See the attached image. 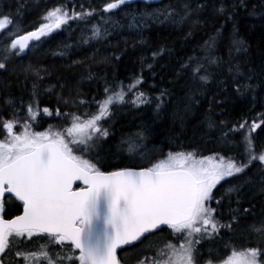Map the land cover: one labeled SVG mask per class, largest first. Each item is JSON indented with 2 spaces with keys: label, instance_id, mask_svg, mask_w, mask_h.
I'll list each match as a JSON object with an SVG mask.
<instances>
[{
  "label": "trees",
  "instance_id": "trees-1",
  "mask_svg": "<svg viewBox=\"0 0 264 264\" xmlns=\"http://www.w3.org/2000/svg\"><path fill=\"white\" fill-rule=\"evenodd\" d=\"M108 2L112 0H0V20L4 21L0 34V62L6 64V70L0 69V121L25 122L31 103L38 113L31 124L35 131H62L70 126V118L66 120L65 113H74L81 118L86 112L96 113L93 99H103L106 86L119 91L121 82L129 85L137 77H142L138 90L144 92L152 103L138 102L139 106L116 103L110 106V117L101 121L110 130V135L104 138L98 149L99 162L93 159L101 171L151 166L169 152L193 153L200 158L213 157L216 153L237 155L242 149L226 144L222 133L244 120L251 124L258 113L264 112V0H243V3L241 0H200L205 7L199 16L200 23L195 26V13L187 20L180 19L183 15L181 6L188 0H162L152 4L133 2L104 12ZM221 3L229 10L232 19H225L218 13ZM234 4L237 7L232 12ZM60 6L70 13L92 12V15L86 20L70 19L38 40L30 39L28 47L16 55L19 47L11 50L12 39L48 23L45 19L47 12ZM169 6L180 12L174 17L176 22L160 15L159 19L150 18L138 27L130 26L134 15L139 19L142 13L163 12L170 10ZM93 26L100 28L98 39H90ZM210 38L216 40L213 54L220 57L222 63L219 67L206 65L207 83L193 82L182 71L181 65L191 56H204L205 41ZM234 39L243 41L246 51L233 49L230 55ZM154 52L161 54L154 58ZM229 62L239 65L243 75H236L235 71L229 74ZM149 64L151 69L147 67ZM237 84H250L252 89L241 95L236 91ZM165 90L161 97L164 103L157 112L155 105L159 101L155 98ZM137 94L134 91L125 99H134ZM44 108H48L51 115L43 113ZM144 128L148 131L142 141V151L146 153L143 159L118 151L122 137ZM6 134V130H0V139ZM229 135L240 144L239 133ZM252 136L257 149L264 148V124ZM246 171L253 180H259L256 165ZM232 182L236 183L235 180ZM257 188L258 185L256 188L246 185L241 189L246 195L241 197L239 206L235 194H232L230 206L227 199L220 206L215 200L211 202V207L218 208L217 218L224 224L231 222L230 207L249 208L252 215L240 217L238 223L233 222L231 230L223 228L219 235L213 234L202 240L196 246L201 253L200 264L210 258L209 249L212 250L213 263L230 252L246 253L250 248L260 249L264 259V236L248 227L264 220V193ZM221 191L220 185L213 190L217 199ZM20 211L21 208L10 205L3 215L12 217ZM40 243L43 241H35L31 246L35 248ZM141 248L143 246L138 244L124 247L117 255L123 264H136L137 249ZM19 259L10 258L11 264H17Z\"/></svg>",
  "mask_w": 264,
  "mask_h": 264
},
{
  "label": "snow or ice",
  "instance_id": "snow-or-ice-1",
  "mask_svg": "<svg viewBox=\"0 0 264 264\" xmlns=\"http://www.w3.org/2000/svg\"><path fill=\"white\" fill-rule=\"evenodd\" d=\"M129 2L112 0L105 4L103 11L109 12ZM204 7L200 0H188L181 6V21L195 13L193 25H198ZM236 7L235 4L232 6V12ZM169 8L163 12L142 13L139 19L134 15L130 26L138 27L150 18L159 19L160 15L176 22L174 17L180 12L175 7ZM217 11L225 19H232L223 3ZM91 15L92 12L70 13L62 6L55 7L47 12L45 19L48 23L12 39L10 48L15 51L19 47V52H16L19 55L28 47L30 39L38 40L54 28L67 24L70 19L86 20ZM3 26L4 21L0 20V27ZM100 36V28L93 26L90 39ZM215 48L216 40L210 38L205 41L204 56H191L181 65L182 71L193 82L207 83L206 65H221V58L213 54ZM233 49L246 51L244 42L235 39L229 49L230 55ZM161 53L154 52L153 57ZM147 67L151 69L152 65ZM0 69L6 70V64L0 62ZM233 71L236 75H243L239 65L229 62V74ZM141 81L142 77H137L129 85L121 82L119 91L106 86L104 98L93 99L97 112H86L84 118L65 113L66 120L70 118V126L62 131L33 132L25 122L24 130L17 134L13 133V128L19 121H0V130L8 133L5 139L0 140V214H6L10 205L22 209L21 214L11 219L0 215V264H11L10 258L13 257L20 258L17 264H122L117 250L124 246L136 247L137 244L143 248L137 249L136 264H200L201 253L196 246L202 240L213 234L219 235L223 228L231 230L233 222L238 223L240 217L252 215L249 208L230 207L231 222L224 224L215 215L218 208L211 207V202L215 200L220 206L227 199L230 206L232 194H235V202L239 206L241 197L246 195L241 189L246 185L250 188L258 185L257 190L264 193V148L257 149L252 136L264 124V112L258 113L251 124L244 120L222 133L226 144L242 149L234 156L216 153L213 157L197 159L193 153L169 152L166 158L151 163V166L139 167L138 171L124 167L119 171L104 172L97 167L98 149L104 138L110 135L109 127L101 123L110 117V106L116 103L136 106H139L138 102L152 103L144 92L138 90L137 85ZM251 89L250 84H237L236 87L241 95ZM134 91L138 93L135 98L126 100ZM165 93L166 90L155 98L159 101L155 105L157 112L162 108L164 101L161 97ZM42 111L51 115L48 108ZM28 113L35 121L37 113L33 112L31 103ZM146 131L148 129L144 128L122 137L118 151L143 159L146 153L142 151V141L146 139ZM230 133L240 134V144L234 142V137L230 138ZM93 159L97 163H93ZM253 165L257 166L260 174L258 181L247 175L246 170ZM77 181L84 186L74 190L73 185ZM218 185L222 189L219 199L213 192ZM248 227L264 236V220ZM35 241L43 243L33 248L31 243ZM211 251L209 249L210 258L204 264H213ZM260 253V249L250 248L240 254L242 258L239 261L230 258L225 264H258ZM236 255L233 252V257Z\"/></svg>",
  "mask_w": 264,
  "mask_h": 264
},
{
  "label": "rangeland",
  "instance_id": "rangeland-1",
  "mask_svg": "<svg viewBox=\"0 0 264 264\" xmlns=\"http://www.w3.org/2000/svg\"><path fill=\"white\" fill-rule=\"evenodd\" d=\"M33 112H36V110H34L33 109ZM37 113V112H36ZM38 114V113H37ZM37 116V115H36ZM25 122H27V124L28 125H30V130L31 131H33V132H44V131H47V130H45V129H42V130H39V131H35L33 128H32V126H31V124H33L32 122H33V120L31 119V116H30V114L29 113H27V115H26V121ZM25 122H21V123H19L18 125H17V127H18V129H15L16 130V132H17V134L18 133H20V132H22L24 129H23V125L25 124ZM3 139H5V137H3V138H1L0 140H3ZM195 158H197V159H202V158H200V157H196V156H194ZM166 158V157H165ZM0 215H3V214H0ZM232 258V257H231ZM230 259V258H229ZM228 259V260H229ZM233 259V258H232ZM228 260H226L225 262H227ZM225 262L223 261V263L222 264H225Z\"/></svg>",
  "mask_w": 264,
  "mask_h": 264
},
{
  "label": "water",
  "instance_id": "water-1",
  "mask_svg": "<svg viewBox=\"0 0 264 264\" xmlns=\"http://www.w3.org/2000/svg\"><path fill=\"white\" fill-rule=\"evenodd\" d=\"M160 1H162V0H148V2H147L146 4L158 3V2H160ZM133 2H143V3H145V0H130L129 3H133ZM129 3H127V4H129ZM2 30H3V27H0V34H1ZM135 170L138 171L139 169H135ZM115 171H119V170H115ZM107 172H113V171H107ZM83 186H84V185L82 184V182L77 181V182L73 185V188H74V190H75L77 187H83ZM21 211H22V209H21ZM21 211H20V213H18L17 215L21 214ZM14 216H15V215H14ZM14 216H12V217H5V216H4V218H5V219H11V218H13ZM124 247H127V246H124ZM118 250H119V249H118ZM118 250H117V252H118Z\"/></svg>",
  "mask_w": 264,
  "mask_h": 264
},
{
  "label": "flooded vegetation",
  "instance_id": "flooded-vegetation-1",
  "mask_svg": "<svg viewBox=\"0 0 264 264\" xmlns=\"http://www.w3.org/2000/svg\"><path fill=\"white\" fill-rule=\"evenodd\" d=\"M216 216H217V214H216ZM231 257L233 258L234 261H239L241 259L240 257H237V256L233 257V253L230 252L229 255H227L225 258H223L222 260H219L217 262H219V264L223 263V261L225 262L226 260H228ZM257 261H258V264H264V259L262 258L261 255L257 256Z\"/></svg>",
  "mask_w": 264,
  "mask_h": 264
}]
</instances>
